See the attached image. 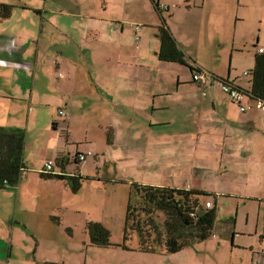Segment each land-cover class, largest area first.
Listing matches in <instances>:
<instances>
[{
	"label": "crops",
	"instance_id": "crops-1",
	"mask_svg": "<svg viewBox=\"0 0 264 264\" xmlns=\"http://www.w3.org/2000/svg\"><path fill=\"white\" fill-rule=\"evenodd\" d=\"M157 1L168 11L163 14L188 64L213 74L204 85L193 79L188 65L159 57L162 19L153 0H0L13 5L10 16H0V126L25 130L27 165L16 186L0 188V261H25L14 251L17 232L38 246L68 220L66 230L73 237L75 222L66 216L87 205L74 202V194L84 189L104 192L125 185L128 205L134 182L208 191L215 188L208 184L211 178L226 176L233 187L220 196L234 202L224 220L217 209L219 228L214 234L230 235L234 247L250 249L251 264H264V169L257 170L264 168V106L259 108V99L248 96L242 103L250 108L242 110L217 78L250 89L251 78L242 83L243 75L232 72V64L242 65L235 61L245 53L243 74L249 76L258 48L264 47L261 36L255 51L232 42L229 51L221 53L216 47L226 44L225 29L239 24L234 18L223 20V1ZM172 2L179 5L172 8ZM33 8L45 17L26 14ZM46 24L51 30H45ZM210 28L216 32H206L203 43L202 32ZM228 56L232 63L224 66ZM50 71L54 78H48ZM60 108L68 114L60 116ZM80 119L97 120L94 134L102 157L92 152L91 164L88 157L78 163L74 158L92 151L81 148L82 140L74 136L72 125ZM92 136H86V142L97 144ZM51 159L64 178L41 175ZM111 162L115 172L104 171L103 165ZM215 194L205 202L218 206L220 193ZM98 204V217L83 218L88 232L83 244L88 246L89 221L112 230L107 225L112 217ZM63 208L66 215H56ZM125 217L126 211L118 217L124 227ZM232 220L233 229L224 226Z\"/></svg>",
	"mask_w": 264,
	"mask_h": 264
},
{
	"label": "rangeland",
	"instance_id": "rangeland-1",
	"mask_svg": "<svg viewBox=\"0 0 264 264\" xmlns=\"http://www.w3.org/2000/svg\"><path fill=\"white\" fill-rule=\"evenodd\" d=\"M13 1L21 2L23 0ZM203 1L209 0H192V5L199 3L201 4ZM212 1L224 2V9L221 16L223 20L229 21L233 20L234 18L235 21L237 20L239 22L238 26H236L235 22L234 26L227 27L225 29L226 37L222 38V42L226 41V44L221 47H216V49L220 50L221 53L228 52L233 42L237 47L240 46L244 50L255 51L254 45L256 44L259 36H261L260 44H264V0ZM35 2H37V0H35ZM171 5L172 8H175L179 4H177L176 2H172ZM58 8H55V10H58ZM34 9L35 8L30 10L29 13L26 14H30L32 16L42 15L45 17V13L35 12ZM45 9L46 8H44V10ZM20 12L22 11H17L16 14H19ZM165 12L168 11L166 10ZM47 15H50V12H48ZM170 17L171 15L169 16V18ZM38 23L40 25L42 24V22H39V20ZM13 27L14 23L11 22L9 28L11 29ZM203 27L206 28L205 19H203ZM45 30H51L48 24H46ZM206 32H209L210 35H214L216 31L214 30V28H210L209 30L202 32L203 43L207 41ZM158 40H160V37L158 38ZM238 54H240V51L235 50L234 56H238ZM243 54L240 61H235L240 62V64L242 65L237 66V68L232 64V72L241 73L243 75L242 83L245 84L247 83L248 78L250 79L251 76L243 74V71L246 67L244 66L246 65V61L244 59L245 55ZM226 57H224V66L229 65L230 62L232 63L231 57L228 56V59H226ZM205 59L208 60L207 58ZM48 78H54L52 71L49 72ZM62 123L63 121L61 122V124ZM72 130L74 132V136L80 137V139L82 140L80 143L81 148L88 147L92 149V152L100 153V156L102 155L100 152L102 151L101 143L100 141H96L98 137L97 134H94V132L98 130L97 120L80 119L72 125ZM91 135H93L91 139H95L97 144H89L88 142H86L85 137H90ZM75 146L76 145L74 144L72 148L75 149ZM87 157L88 161H90V164L95 160L94 154L88 155ZM84 162L85 161H83L82 163ZM116 168L117 167L114 166L112 162L111 166H109L108 163L107 165H103L104 171L112 169V171L115 172ZM121 169L124 174L128 172V168H126V171H124V168ZM263 169L264 168L257 170L262 172ZM255 172V170H252V173ZM259 175L263 174L260 173ZM213 179L214 178H211L208 184L215 188H211L213 190H208L207 192L213 194L220 193L219 198H217L218 218L220 220H224L227 218V216L230 215L232 211V203L230 202L234 201L228 196L223 198L220 195L221 193H228L229 190L233 187V184L227 180L226 176L221 178L217 177L215 181H213ZM128 195L129 189L125 185H119L118 187L111 186L109 187V189H105L104 192L102 190L99 192H92L91 189L87 188L80 191L79 193L74 194L75 203L78 202V200H83L87 205L79 212L69 211V216H66L67 219H71L73 222H75V225H72L74 228L73 237L66 230L67 225L71 223L68 222V220H65L61 225H58L56 227V230L53 229L54 232H48V236L45 238L47 243L45 241H40V244L38 246L36 244V241L34 244V239L29 231H27V234L33 239L31 243H28L27 241L25 242L23 237L21 238L17 232L16 247L14 251L16 252V254H21V257L25 259V261L17 262V264H85V260H87V262H90L89 264L101 262H105L106 264H251L252 255L250 249L234 247L230 235H225L221 232H219L218 235L212 234L208 239L204 241L186 245L182 250L175 253L164 251V249H162L160 245L156 252L143 251L142 249H140V237L135 231H131L130 240L126 242L128 248H124L122 245L117 247L98 248L91 245L88 246L89 242H87V245L83 244L85 235L88 233L87 230H83V218L87 216L98 217V202H100V204H98L100 207H104L106 209L107 216H110L113 219L108 220L107 222V225H109V227L112 229L111 242L119 245L123 243L124 224H121L123 221H119L118 217L119 215H123V212L126 211V199H128ZM207 198L213 197L208 196L205 197L204 200H206ZM222 199L223 203L221 204ZM140 201V196H133V202L136 206H139ZM94 203L96 204L94 205ZM119 211H121V213H119ZM65 212L66 210L63 208L62 211H59L56 215H64ZM157 220L159 224H162L163 218L161 214H159ZM44 230L46 229L43 228V231ZM250 238L251 241L256 242V235H252ZM260 238L261 237H259L258 239L259 243H261ZM46 244H48L49 246L46 247ZM0 264H6V262L0 261Z\"/></svg>",
	"mask_w": 264,
	"mask_h": 264
},
{
	"label": "trees",
	"instance_id": "trees-1",
	"mask_svg": "<svg viewBox=\"0 0 264 264\" xmlns=\"http://www.w3.org/2000/svg\"><path fill=\"white\" fill-rule=\"evenodd\" d=\"M153 2L162 19L158 27L161 42L159 57L166 61L188 65L194 70L196 67L186 61L185 53L178 46L163 14L167 9L157 0ZM12 8V4L0 3V16H10ZM249 74L251 87L244 90L252 98L264 101V52L257 53L255 66ZM217 78L221 82L233 83L221 76ZM25 145V130L0 126V188L16 186L21 173L27 169ZM79 154L80 152L74 156L76 163L79 162L77 159ZM40 173L43 177L64 178L62 173H46L43 170ZM131 192L126 210L123 243L120 244L124 248H128L126 242L130 240L131 231L138 233L140 249L143 251L156 252L160 245L166 252L175 253L193 242L208 239L218 230L216 204L214 203L212 207L207 206L202 199L211 195L207 191L134 182L131 184ZM135 195L141 198L139 206L133 202ZM159 214L163 218L162 224L157 220ZM234 222V220L228 221L224 226L233 229ZM87 228L91 245H116L111 242V231L101 222L89 221Z\"/></svg>",
	"mask_w": 264,
	"mask_h": 264
},
{
	"label": "built area",
	"instance_id": "built-area-1",
	"mask_svg": "<svg viewBox=\"0 0 264 264\" xmlns=\"http://www.w3.org/2000/svg\"><path fill=\"white\" fill-rule=\"evenodd\" d=\"M258 51L264 52V47L258 48ZM248 72L249 71H247L246 73H248ZM211 76H212V73L210 71L202 68V67H196L193 70V79L202 85H204L209 80V78ZM221 86H222L223 90L233 99V101L240 104V107L242 110L245 111L246 109L250 108L249 105L242 103V100L245 97L250 96L248 92H246L244 89L238 87L234 83H230V82H221ZM257 105L259 108H262L264 106V101L258 100ZM58 113L60 116H66L68 114V112H67V110H65V108H60ZM91 154H92L91 150L88 151L87 153H80L77 156V159L79 161L84 160L85 158H87L88 155H91ZM55 164L56 163H55L54 159L48 160L45 164V167L43 168V171L46 173L55 172V170H54ZM206 204H207V206H210V207H212V205H213L211 201H208Z\"/></svg>",
	"mask_w": 264,
	"mask_h": 264
}]
</instances>
